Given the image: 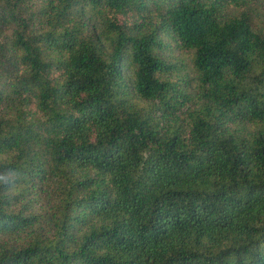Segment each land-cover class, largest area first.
Returning <instances> with one entry per match:
<instances>
[{
	"label": "trees",
	"instance_id": "obj_1",
	"mask_svg": "<svg viewBox=\"0 0 264 264\" xmlns=\"http://www.w3.org/2000/svg\"><path fill=\"white\" fill-rule=\"evenodd\" d=\"M0 264H264V0H0Z\"/></svg>",
	"mask_w": 264,
	"mask_h": 264
},
{
	"label": "rangeland",
	"instance_id": "obj_2",
	"mask_svg": "<svg viewBox=\"0 0 264 264\" xmlns=\"http://www.w3.org/2000/svg\"><path fill=\"white\" fill-rule=\"evenodd\" d=\"M186 60V59H185ZM188 61V60H187Z\"/></svg>",
	"mask_w": 264,
	"mask_h": 264
}]
</instances>
